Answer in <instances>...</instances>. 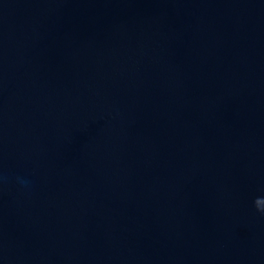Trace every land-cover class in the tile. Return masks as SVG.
Returning a JSON list of instances; mask_svg holds the SVG:
<instances>
[{
    "label": "water",
    "instance_id": "obj_1",
    "mask_svg": "<svg viewBox=\"0 0 264 264\" xmlns=\"http://www.w3.org/2000/svg\"><path fill=\"white\" fill-rule=\"evenodd\" d=\"M264 0H0V264H264Z\"/></svg>",
    "mask_w": 264,
    "mask_h": 264
},
{
    "label": "clouds",
    "instance_id": "obj_2",
    "mask_svg": "<svg viewBox=\"0 0 264 264\" xmlns=\"http://www.w3.org/2000/svg\"><path fill=\"white\" fill-rule=\"evenodd\" d=\"M254 206L258 212H264V202L257 200L254 202Z\"/></svg>",
    "mask_w": 264,
    "mask_h": 264
}]
</instances>
